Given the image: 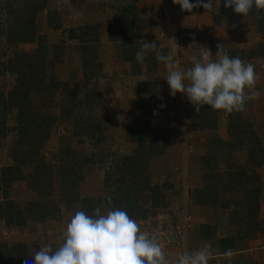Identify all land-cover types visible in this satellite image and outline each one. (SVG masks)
Segmentation results:
<instances>
[{"label": "rangeland", "instance_id": "rangeland-1", "mask_svg": "<svg viewBox=\"0 0 264 264\" xmlns=\"http://www.w3.org/2000/svg\"><path fill=\"white\" fill-rule=\"evenodd\" d=\"M4 1L14 4L18 1L20 4L27 0H0V14H2L1 8ZM37 1L44 5V8L37 11L35 15L37 33L43 37L42 42L47 59L57 56L55 63H49L46 66L45 78L47 80L51 78L50 81L58 82L60 86L53 87L52 92L50 91L51 95L44 100L33 92L29 96L38 113H51L56 118L48 129L41 131L43 135L46 134V137L40 147L38 149L30 147V150L36 151L29 158L31 161L28 159L27 163L22 164L20 169L22 179L15 180L14 183L12 181L8 185L7 196L14 200L20 209H25L27 201L41 198L48 193L53 208L58 210L53 213V217L47 216L41 220L27 219L22 226L6 227L0 221V241L7 244L24 242L27 245L28 256L31 258L29 262L34 259L35 251H38L41 246L51 243L53 248L58 247L63 242V231L67 222L79 210L77 199L84 196L103 198L108 195V189H104L102 180L107 176V171L118 162L116 156L132 151L134 146L126 134L130 122L148 119L164 128L167 144L163 151L165 150L169 156L166 155L168 158H165L163 164L156 163L151 171L149 168L151 184L162 183L163 175L171 179L175 176L177 180L175 184L179 187L177 192L183 189L186 191V198L182 202L178 200V204L173 205L174 197L170 196L169 191L165 193V190H162L163 196L166 197L165 207L172 204L174 207L169 209L172 212L152 210L153 213L150 211L151 215L147 217L148 224L153 229L152 233L157 236L160 234L159 242L164 249L174 246L178 252L184 251L186 244L183 249L177 245L176 241H173L171 224L174 222V214L177 210L181 206L188 210L193 202V191L197 188L187 184L194 180L199 182L198 189H201L206 186L213 187V184L219 183L218 180L227 181L230 167L228 165L230 163L232 167L243 165L246 150L243 147L238 149V152H233V155L230 153L232 150L225 149L226 151L221 154L216 151L215 159L210 161L212 167L210 163L204 165L201 162L202 166L200 169L198 167V177L190 175L188 157L192 151L188 152L186 149L189 144H192V137L188 135V132L198 126L195 123L197 115L195 109L184 101L183 93L177 92L174 97L170 94V88L165 79L167 68L163 62L156 59L157 51L162 50L163 54H168V50L163 42L155 37V13L161 3H165L171 11H174V14L181 10L180 5L174 4L173 0ZM224 3L225 0H220L219 12H205L207 17L201 16V20L198 16L190 17L191 12L187 11H182L184 16H177L179 19L189 18L190 21H194L203 34L200 44L183 47L181 62H179L182 69L191 67L189 57L193 53H198L201 46L208 47L215 55L217 44H224L228 51H231L234 48L246 49L256 44L257 35L260 37L259 41H264L252 15L241 16L236 13L237 15L229 19V23L223 20L226 16L225 11H222ZM199 10L205 11L202 6ZM48 17L52 24H60V27L57 29L49 27ZM214 17L217 21H214ZM83 24H95V30L98 33V40L90 43L93 45L87 46L90 52L85 54L83 61L87 64L84 67L80 56L82 45L80 47L76 39L68 37V30H72L69 35L78 34V26ZM115 32H119L122 37L130 38L128 44L137 47L135 52L140 50L145 41H154L158 46L157 50H150L144 61L138 62L135 66L138 72L142 70L137 78L146 80L144 82L146 86L143 91L141 90L144 99L135 98L136 89L134 93L128 90L130 88L128 80L122 81L120 87L115 86L122 79L120 71L124 62H127L123 59L126 55L122 53L123 48L118 44L119 41L110 40L108 37ZM211 35L215 37L212 38ZM222 37L225 43L222 42ZM234 38H237V42ZM239 42L245 47H238ZM36 46V41L28 42V44L7 45L5 37L0 35V61H6L15 51L30 52ZM128 63L133 72L134 63ZM5 76V81H0L1 85L5 88L13 86L15 75L6 74ZM260 77L262 75L258 74V79ZM262 78L264 79V76ZM108 81L111 85H106ZM136 88L139 90V86ZM0 90H2L1 86ZM7 90L3 89L2 92L5 93ZM45 101L50 102V105L45 104ZM77 101L78 103L73 105ZM61 105L70 108L65 116L59 115L57 107ZM258 105L262 107L261 102ZM254 110L251 101L248 102L244 110L238 112L240 121L252 122ZM13 112L15 116V109L13 107L8 109L9 118ZM219 123L222 125L221 120ZM258 137L264 144V135ZM15 141L16 134L12 130H6L5 135L0 137V164L12 163ZM232 143L235 149L236 141L233 139ZM20 147L24 149L26 144ZM206 155L210 158L212 152H207ZM168 160L171 162L170 167H168ZM246 169L252 177H258V204V200L264 201V163L260 166H247ZM145 193L149 196L148 192ZM222 194L232 201H243L242 192L237 187L219 191V195L222 196ZM241 204L237 203L230 208V212L232 209L236 211L232 221L246 219L243 203ZM101 211L105 214L108 210L102 208ZM239 224L241 223L235 226V233L238 236L245 234L246 237V234H251L252 231L244 229V225L238 226ZM255 224L264 227V217L258 218ZM166 254L170 260L175 257L174 253ZM215 259L217 258H212L209 264H215L213 263ZM236 261L238 264H250L252 260L249 262L248 258L242 256ZM218 264H222V260Z\"/></svg>", "mask_w": 264, "mask_h": 264}, {"label": "trees", "instance_id": "trees-1", "mask_svg": "<svg viewBox=\"0 0 264 264\" xmlns=\"http://www.w3.org/2000/svg\"><path fill=\"white\" fill-rule=\"evenodd\" d=\"M190 2L195 3L196 0H190ZM43 6V3L37 0H27L20 4L18 1L15 4L9 1L2 2L0 35L5 37L6 44L15 45L23 42H37V46L33 51H15L6 61H0V76L4 74L15 75L13 87L5 93L0 90V137L5 135L6 130H12L16 134L15 148H13L11 158L12 163L0 167V221L6 227L22 226L27 219L41 220L47 216L53 217V213L58 210L53 208V203L48 197V193L42 195L41 198L27 201L25 209H20L14 200L7 196L8 185L12 181L22 179L21 166L27 163V160L36 151L30 150V147H34L33 149L40 147L41 142L46 137V134L43 135L41 131L48 129L49 125L56 118L51 113H38L29 96L33 92L39 95L40 99L44 100L51 95L53 87L60 86V84H57L58 82L54 83L50 81L51 78L49 80L45 78L46 66L49 63H55L54 61H56L57 56L54 54V58L47 59L45 46L42 42L44 41L43 37L37 33L35 15L37 11L44 8ZM199 9L200 7L194 8L192 12ZM222 11L226 13L223 20L228 21V23L232 16L237 15L232 8H225L224 4ZM261 11V14H257L256 10L253 9L249 14L252 15L259 34L263 39L264 10ZM215 20L217 21L214 17ZM48 26L57 29L60 27V24H52V21L48 17ZM108 26L111 28L110 24ZM95 28V24H83L78 26V34L71 35H69V32L72 30H68V37L76 39L80 47L82 45L80 56L83 67L87 64L86 62L84 64L83 61L85 54H89L90 52L87 46L93 45L90 43L98 40V33ZM108 37L110 40L119 41L118 44L123 48L122 53L126 55L123 59L133 62V70H136L135 66L136 64L138 65V62L135 58V51L137 47L128 44L130 38L120 36L119 32L111 33ZM229 55L232 57L239 56L241 59L262 57L264 56V41H259L246 49L234 48L229 51ZM62 86L64 87V84ZM183 98L184 101L195 109V106L192 105L185 95ZM44 103L46 104L47 101ZM77 103L78 101L74 102L73 105ZM61 106L57 107L59 115L65 116L69 113L70 108ZM12 107L15 109L14 125L7 127L5 125V116L8 109ZM222 112L226 114V131L230 140L225 143L216 134H210L207 145L210 147L208 152H212V157L209 158L207 155H204L201 161L204 165L211 164L210 161L215 159L216 151L221 153L222 147L229 151L233 150L234 143L232 141L234 139L236 141L235 148L240 149L244 147L246 150L245 162L243 165L234 167L230 163L227 173L229 179L223 182H221L222 180H218L219 183L213 184V187L206 186L201 187V189H195L193 191V200L197 204L223 208L243 203L244 216H247L245 229L257 227L258 230H261L263 227L256 226L255 224L259 181L258 177H252L246 168L247 166H260L264 163V146L261 145L259 137L252 128V122L243 123L240 121L238 112L227 113L222 110H213L210 106L204 105L199 112L195 111L197 115L195 123L200 128L213 131L217 124V114H222ZM126 134L128 140L133 142L134 146L132 151L129 150L127 153L116 156L118 162L107 171V176L102 180V186L104 189H108V195L103 198L99 196H84L77 199L79 210L92 214L97 206L106 210L121 208L126 210L132 218L144 219L150 216V211L155 208L160 209L165 207L166 197L163 196L162 190H165V193L169 191L173 184L171 177L163 175V182L159 184H151L150 182V167L158 160L164 161L166 158L164 155H167L166 151H163L164 146L167 144L164 128L148 119L134 120L130 122V127L127 129ZM22 144H26L24 149L20 147ZM153 158H157L158 160ZM29 160L31 161V159ZM210 166L212 167V164ZM149 168L150 171L148 172ZM72 185H74L73 182ZM235 187L239 188L242 192V202L232 201L227 197L224 198L223 194L222 196L219 195V191L223 192V190L226 191ZM142 192L149 193L150 202L148 206H142L138 203V194ZM109 198L112 201L111 205L108 204ZM182 207L185 208L184 206L180 208ZM235 213L236 211L232 209L230 221H232V217L234 218ZM204 226L207 229L205 228L203 233L208 235V225ZM244 237L245 234H242L239 237L237 235L235 238L240 240V238ZM230 240L232 239L229 237L219 238L220 248L226 244H230L228 243ZM29 260L31 258L28 256L27 245L24 242L7 244L0 241V264H25V261Z\"/></svg>", "mask_w": 264, "mask_h": 264}, {"label": "clouds", "instance_id": "clouds-1", "mask_svg": "<svg viewBox=\"0 0 264 264\" xmlns=\"http://www.w3.org/2000/svg\"><path fill=\"white\" fill-rule=\"evenodd\" d=\"M173 3L187 12L202 6L207 13H218L220 6V0H196L195 3L173 0ZM224 7L232 8L241 16H247L253 9L261 14L264 0H225ZM170 40L174 46L168 54L157 51L156 59L167 68L165 79L173 97L177 92L183 93L196 112L208 105L227 113L243 111L248 101L258 99L259 92L254 90L258 80L254 65L239 56H230L224 44L216 45L215 55L208 47L201 46L198 53L189 57L191 67L182 69L176 59L175 39ZM157 47L156 42L145 41L135 54L137 62L142 63L148 52ZM108 204H112L111 198ZM190 228L187 240L192 220ZM231 255L230 250L225 253L229 258ZM33 257L25 264H209L212 251L209 245H204L198 250L177 253L170 260L157 234L141 230L126 210L110 208L102 214L101 207L97 206L92 214L76 211L63 231V242L56 248L51 243L45 244Z\"/></svg>", "mask_w": 264, "mask_h": 264}, {"label": "crops", "instance_id": "crops-1", "mask_svg": "<svg viewBox=\"0 0 264 264\" xmlns=\"http://www.w3.org/2000/svg\"><path fill=\"white\" fill-rule=\"evenodd\" d=\"M189 16L190 17L198 16L199 19L200 18L202 19L201 16L207 17V14L203 10H198V11L189 13ZM213 37L215 36H212V38ZM230 38L233 39L232 36H230ZM223 39L224 38L222 37V42L225 43ZM255 39H256V42H259L260 37L257 35ZM234 41L237 42V38H234ZM19 44H28V42H23ZM240 45H241V42H239L238 47L240 48L245 47L243 45L241 46ZM242 60H244L247 63L253 64L255 67V72H257V75L260 74V76L261 75L262 77L264 76V56L253 57V58L242 59ZM140 72H142V70L139 72L137 70H133L132 72L130 70V64L128 63V61L124 62V66L120 71L122 79L120 80V82H117V85L115 84V86L120 87L122 86L121 85L122 81L128 80L130 82V85H129L130 88L128 90L130 91L132 90L134 93L136 89L137 94L135 95V98L144 99L142 91L144 87L146 86L144 84L146 80L137 78ZM110 74H112V71H110ZM5 75L6 74L0 76V81L2 82L5 81V77H6ZM262 77L258 79V81L255 84V88H254L255 91L259 92L258 99L250 100L252 103V106L255 108L254 117H252V122H253L252 128L254 129V131L256 132L258 136L264 135V81H263L264 79ZM106 85H111V84L108 81ZM0 86L2 90L3 89L7 90L13 87V86H9L8 88H5L3 85H1V83H0ZM137 86H139V90L136 88ZM248 91L249 93H251L252 90H248ZM260 102H261L262 107H259L258 105V103ZM8 116H9V113L8 114L6 113L5 125L6 126L14 125V112L10 115V118ZM220 120L222 121V125L219 123ZM212 133L216 134L225 143H227L230 140L229 135L226 131V114L225 113L222 112V114L221 113L217 114V124H216V128L213 131H209V130H206V129H203L197 126L196 129L192 130L191 132H188V135L192 137V144L188 145L190 147L189 151L190 152L192 151L188 157L191 176L193 175L194 177H198L197 176L198 167L200 169V167L202 166V163H201L202 157L206 155L208 150H210V147L207 145V140H208L209 135ZM261 145L264 146L263 143H261ZM225 151L226 150L222 147L221 153ZM238 151H239L238 148H235L230 153L233 155L234 154L233 152H238ZM167 156H168V153H167ZM167 156L164 155V157H167ZM153 159L158 160L157 158H153ZM163 162L164 161H159V162L156 161L155 163L152 164V167L150 168L153 170L156 163L163 164ZM5 164H7V162L0 164V167L4 166ZM170 166H171V162L168 160V167ZM16 181H13V183ZM172 181H173V185L169 189V194L170 196L174 197V200H172V204L177 205L178 200H181L182 202L183 199L186 198V191L183 189L180 192H177V190H179V187L175 184L177 182V180L175 179V176L172 177ZM187 185H191L194 188L200 187L199 182H195L194 180L193 182L190 181V183ZM223 195H224L223 197H226L225 194ZM149 202H150L149 196H147L145 192L138 194L139 204L143 206H148ZM172 204H170L169 207L160 208V211L161 212L168 211V213L172 212V210H169L174 207ZM258 205H259V208H257L256 215H255L256 220L260 217H264V201L258 200ZM231 207L223 208V207H218V206H207L204 204H197L193 200V202H191V205H189L188 210L186 209L187 211L190 212V216L192 220V231L187 240L184 251L185 250L194 251V250L200 249L204 245H209L212 251V258H217L213 262L215 264H218L220 260H222V264H238L236 259L242 256L248 258L249 262L250 260H252L250 264L251 263L252 264H264V254H263L264 253V227L261 230H258L257 227L253 229H246V230L252 231L251 234H248V235L246 234L245 238H242L241 241H238V239L235 238L237 236V234L235 233V226L237 223H241L238 226L244 225L243 228L245 229L246 219L238 220V222H236L237 220L230 221V208ZM156 209H159V208H155L154 211ZM134 219L140 225L141 230L152 233L153 229L149 226L147 218L146 219L145 218L144 219L134 218ZM204 225H208V230H209L208 235H205L203 233V231H205V228H206ZM158 237L159 239H161L160 234ZM222 237H229L232 240L228 242L230 244L228 245L226 244L225 246H222V248H220L218 240L219 238H222ZM164 250H165V253H168V254L174 253L175 255L177 253H180L177 251V248L174 246L166 247ZM229 250L231 251V254H232L230 258L225 256V253L228 252ZM212 258L210 259L209 263L211 262Z\"/></svg>", "mask_w": 264, "mask_h": 264}, {"label": "built area", "instance_id": "built-area-1", "mask_svg": "<svg viewBox=\"0 0 264 264\" xmlns=\"http://www.w3.org/2000/svg\"><path fill=\"white\" fill-rule=\"evenodd\" d=\"M183 15L179 10L174 14L165 3H161L157 12L155 13V37L158 41L163 42L165 48L170 51L174 46V42L170 39H175L176 42V59L181 62L180 56L183 52L184 46L198 45L203 39V34L198 28V24L190 21L189 18L179 19L177 16ZM184 16V15H183ZM187 146V151H189ZM172 237L177 245L184 247L186 238L190 232L191 216L185 208H180L174 215V222H172Z\"/></svg>", "mask_w": 264, "mask_h": 264}]
</instances>
